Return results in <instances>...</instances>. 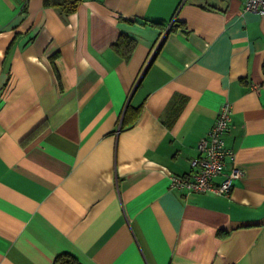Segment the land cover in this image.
<instances>
[{"label":"crops","instance_id":"crops-1","mask_svg":"<svg viewBox=\"0 0 264 264\" xmlns=\"http://www.w3.org/2000/svg\"><path fill=\"white\" fill-rule=\"evenodd\" d=\"M262 68L242 0H0V264H264ZM224 101L230 194L170 189Z\"/></svg>","mask_w":264,"mask_h":264},{"label":"built area","instance_id":"built-area-1","mask_svg":"<svg viewBox=\"0 0 264 264\" xmlns=\"http://www.w3.org/2000/svg\"><path fill=\"white\" fill-rule=\"evenodd\" d=\"M244 11L264 13V0H242ZM231 105L224 101L208 134L197 144L198 155L191 159L190 169L181 174H169L170 189L184 195L191 192L214 193L228 196L233 180L242 174L235 164L234 153L225 148L223 135L230 122ZM232 162L228 167L226 161ZM218 179V180H217Z\"/></svg>","mask_w":264,"mask_h":264},{"label":"trees","instance_id":"trees-1","mask_svg":"<svg viewBox=\"0 0 264 264\" xmlns=\"http://www.w3.org/2000/svg\"><path fill=\"white\" fill-rule=\"evenodd\" d=\"M82 0H43L47 6L58 9L62 14H68L76 10ZM113 47L121 51L124 58H127L134 46V40L126 35H120L114 42ZM264 69V68H262ZM53 264H82L76 257L69 253L58 255Z\"/></svg>","mask_w":264,"mask_h":264}]
</instances>
